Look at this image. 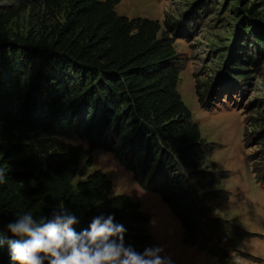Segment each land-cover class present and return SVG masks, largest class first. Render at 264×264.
<instances>
[{
  "label": "trees",
  "instance_id": "1",
  "mask_svg": "<svg viewBox=\"0 0 264 264\" xmlns=\"http://www.w3.org/2000/svg\"><path fill=\"white\" fill-rule=\"evenodd\" d=\"M120 1L0 0V264H11L8 241L16 239L7 224L25 213L39 221L70 212L77 233L94 217L112 215L126 229L125 246L138 253L154 247L148 215L129 196L111 195L103 172L75 180L97 147L158 193L185 240L197 242L195 220L208 210L216 181L200 165L204 142L176 89L173 39L157 20L118 15ZM25 11L38 23L20 33L13 23ZM236 15L223 71L239 80L242 65L254 63L248 43L264 51V21L254 5ZM75 138L88 147L68 142ZM198 246L211 250L206 239Z\"/></svg>",
  "mask_w": 264,
  "mask_h": 264
},
{
  "label": "rangeland",
  "instance_id": "2",
  "mask_svg": "<svg viewBox=\"0 0 264 264\" xmlns=\"http://www.w3.org/2000/svg\"><path fill=\"white\" fill-rule=\"evenodd\" d=\"M251 5L264 21V0H121L114 8L129 19L157 20L170 33L179 68L176 89L199 127L204 142L200 165L213 172L216 182L209 191L215 197L195 220L193 244L160 195L145 189L111 152L95 148L91 165L82 164L75 180L103 172L112 183L111 195L125 194L140 204L154 247L163 248L161 255L173 264H222L219 255L228 264H264V51L248 43L254 63L242 65L245 79L223 71L236 41V9ZM36 23L35 15L25 11L13 25L22 33ZM68 142L89 144L80 138ZM204 238L217 255L199 248Z\"/></svg>",
  "mask_w": 264,
  "mask_h": 264
},
{
  "label": "clouds",
  "instance_id": "3",
  "mask_svg": "<svg viewBox=\"0 0 264 264\" xmlns=\"http://www.w3.org/2000/svg\"><path fill=\"white\" fill-rule=\"evenodd\" d=\"M4 173L0 170V183ZM64 213V214H62ZM114 217L96 216L88 229L77 233V217L64 210H54L51 218L37 221L25 213L7 224L16 239L9 240L11 264H173L162 256L163 248L149 247L143 253L125 246L123 225Z\"/></svg>",
  "mask_w": 264,
  "mask_h": 264
}]
</instances>
